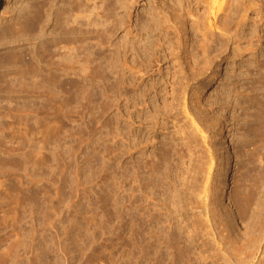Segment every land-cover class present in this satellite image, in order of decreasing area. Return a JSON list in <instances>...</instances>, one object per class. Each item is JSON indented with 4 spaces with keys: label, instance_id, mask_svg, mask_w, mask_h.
<instances>
[{
    "label": "rangeland",
    "instance_id": "1",
    "mask_svg": "<svg viewBox=\"0 0 264 264\" xmlns=\"http://www.w3.org/2000/svg\"><path fill=\"white\" fill-rule=\"evenodd\" d=\"M79 1L4 0L0 8V264H163V213L177 201L171 179L181 191L196 176L206 183L199 170L210 164V123L227 111L226 94L241 98L247 59H262L264 0H87L83 18ZM206 12L215 13L209 43ZM203 42L212 45L207 56ZM221 124L220 209L244 233L251 214L242 223L231 193L236 131L224 117ZM166 138L178 168L168 160V189L159 192L144 162L163 158ZM263 246L254 264H264Z\"/></svg>",
    "mask_w": 264,
    "mask_h": 264
},
{
    "label": "bare ground",
    "instance_id": "2",
    "mask_svg": "<svg viewBox=\"0 0 264 264\" xmlns=\"http://www.w3.org/2000/svg\"><path fill=\"white\" fill-rule=\"evenodd\" d=\"M3 1L4 0H0V8L3 5ZM82 1L84 3L87 0H80L79 2H82ZM191 1H193V0H191ZM194 1H195V3H198V1L200 2V0H194ZM182 2L183 1H181L179 3L182 4ZM83 3H80V7L78 6L79 7V9H78L79 11L78 12H80V15H82L84 13L86 14V13H88L87 11H89L88 3L87 4H85V3L83 4ZM158 4L159 5H161V4L162 5H166L165 4V0H161L160 2L158 0V2H156V5H158ZM170 4H172V3H170ZM188 4H190V0H189ZM207 4H209V3H207ZM176 5L177 4H175L173 6H176ZM196 5H198V4H196ZM209 6H211V5H209ZM180 7H181V5H180ZM225 7H226V5H225ZM228 7H230V6H228ZM93 9H95V8H93ZM226 9H227V7H226ZM110 10H114V9H110ZM189 10H190V8H189ZM91 11H92V9H91ZM97 11H99V10H97ZM208 11H209V8H208ZM227 11H228V9H227ZM261 11H262V15L260 14L261 15V22H264V7L262 8ZM94 12L95 11H93V13ZM176 12H174L175 15L174 14L173 15L176 17V19L178 18V19L182 20V18L184 16V15L182 16L183 13L181 15H179V13L177 12L178 13L177 14ZM181 12H183V11H181ZM188 12H191V10L188 11ZM100 13L99 12L96 13V16L99 17V18L101 16ZM206 13L209 16H207L208 28H207V30H205L203 28V30H205V32L203 34H204V37L206 38L205 39L202 36L205 39L204 42H206L209 39L208 38L209 37V33H211V31L215 27V25L212 22L213 17H214L213 15H215V13H212V12L211 13L206 12ZM85 14L83 16H80V15L79 16L81 18H83L84 16H86ZM191 14L192 13H188V15H191ZM188 15H187V18H188ZM224 15L225 14H223V16ZM79 16H78V18H80ZM203 16H204V14H203ZM90 17H91V15H90ZM78 18H76L77 20H75V21L78 22V25H80L81 28H83L85 26V23H83L82 21L79 22ZM159 18H158V22L153 20L154 25L157 22L156 25H155L157 27V30L158 29L160 30L161 28H163L162 22L165 23L164 21H166V17H165V20H163V21L161 19L159 20ZM199 18L200 17H198V19ZM154 19H156V18L154 17ZM200 20H202V19H200ZM219 20H221V19H219ZM95 21H94V24H95ZM172 21H173V19H172ZM196 21L194 23V26L200 25L199 24L200 22L198 21L199 23H197ZM204 21H206V20H204ZM181 22H179V23H181ZM203 24L205 25L206 22H204ZM152 26H153V24H152ZM224 26L223 27L221 26L223 28L221 30L226 31V33H228V31H229L227 29L228 24L225 26L226 28H224ZM180 29H181V27H180ZM180 29L176 27V33H177L178 36L181 34ZM214 32H215V29H214ZM261 32H262V35L260 36V41H261L260 44L261 45L257 49V51L256 50L255 51H256L257 55L260 58H262V59H260V60L258 59V60L253 61V60H250V58H249L245 62V65L243 67V75H242L243 77H242V86H241L242 88L241 89H243V93H241L242 94L241 98L240 99H236V97H234L235 94L234 95H232L231 93L230 94L229 93L226 94V96L227 95L229 96V97H227L228 101L226 102L227 111L223 115L219 116V118L218 117L215 118L212 121V123H210L211 124L210 125V131H211V140H212V142H211V152H210V158H209L210 159L209 168L207 169V167H208L207 166L206 169L205 168L203 169L204 166H202V167L200 166L204 170V171L202 170L203 171L202 172L201 170H199L200 168L198 169V167L196 166V169L199 170V172H201V173L205 172L204 174H207V175L209 173V176H206L207 177L206 183L204 182L205 179L203 180V182L205 183L204 184L202 182V179L200 180L198 178V176H196V180L197 181L193 180L196 183H190V184H193V186L190 185V187L192 186L193 189L189 190V188H190L189 186H188L187 189H185V187H187V186L184 187V185L182 184L183 186L181 185V187H183L185 189V191H183V189L181 191V190H179V189H181V188H179L181 183H179V187H178V185L176 184L177 181L175 182L174 179H171L173 182L170 183V185L172 184L171 187L173 188V190L175 189V192H172V193H175V195L173 197H174V199L177 200V201L174 200L175 202H174L173 205H175L174 206L175 208L169 207L167 205L169 202L166 203L167 199H165V198H166V196H169V195H167L166 191H165L166 196L163 194L164 191L162 192V194L165 196V198H164L165 199V205H167L166 214L164 212L163 215L164 216L166 215V222L168 224V227H167L168 229L166 228L168 231L165 230V228H164V231L165 232L167 231L164 235L168 239H167V242L165 243V246L163 245L164 246L163 249L166 248V250H165L166 253L163 251L166 254V257H164V260H163L164 261L163 264H202V263L198 262L199 261V259H197L198 257L202 258L203 263H205V264H254V261L255 260L257 261L256 258H257L258 252L262 248L261 247V243L264 240V23L262 24ZM148 34H150V33H148ZM166 35H168V34H166ZM203 38H202V40H203ZM211 38H212V36H211ZM217 41H216V43H217ZM178 42L181 43L180 40H178ZM211 46L209 44L204 43V45L202 46V49H203L205 54L207 52L209 53V50H210ZM161 48H162V45H161ZM156 49H157V47H156ZM204 53L202 54V56L203 55L205 56ZM253 53L254 52H251V54H253ZM120 55L122 56L121 53H120ZM206 56H207V54H206ZM118 58H119V56H118ZM204 58H206V57H204ZM157 59H158L159 62H161L163 60L162 55L159 56V58H157ZM67 60H69V59L67 58ZM77 61H76V63H77ZM206 61H207V59H206ZM208 61H209V59H208ZM82 65H83V63L81 64V66ZM195 76H197V75H195ZM184 79H186V78H184ZM181 83L182 84H184V83L187 84L188 82H184V81L182 82L181 81ZM186 84H185V86H186ZM187 86H189V84ZM238 97H239V95H238ZM170 105L172 106V104H170ZM164 106H166V105H164ZM171 106H170V108H171ZM167 108H168V105H167ZM238 108L241 109L240 112H238ZM164 109L165 108H162V110H164ZM164 111H163V113L165 114ZM223 117L227 121H230V123H231L230 125L232 127V131H234V130L236 131V132H233V135H232L233 136V140L232 141H233L234 147L237 148L236 149L237 153L235 155H236V159L238 161V163H237V165H238V168H237L238 169V171H237L238 174L237 175H239V176H236V177L234 176L235 178L238 177V179H236V182H235L236 186H235L234 190H232L233 192H231V193H233L232 194L233 195L232 204L234 202L235 207H237V210H239V213L241 215V218H242L243 222L240 219L239 220L242 223H244V220H243L244 218H246L245 221H247V220L249 221V219H251V221H252L249 224V226H247L248 229L245 226L247 231H245L244 233L242 232L244 229L242 230L240 227H238V228H240L242 230L241 231L239 229L242 232L241 233L240 231L236 230L237 229L236 227L232 226L234 222L232 223V222L229 221L230 218L234 216L233 214H231V215H233V216H231L230 213H234V212L233 211H231V212L227 211V212H230L229 213L230 216H229V219H228L227 218V213H224L222 211V209H220V207H222V205H221L222 202H221V199H220V197H221L220 193H221V189H223L222 181L220 179L221 175H222V171H221L222 163H221L220 157H218V148H217L218 145H217V142H218V138L222 137V136L219 135V132H220V130H222L221 129V126H222L221 119ZM153 120L155 122L156 119H153ZM152 121H150V122L152 123ZM155 123H157V122H155ZM164 146H166L167 150H163L162 149L163 155H161V157H163V158H159L158 156L155 155V158H157V159L153 158L154 161L151 160L152 158L149 159L151 163L149 162V160L144 162L145 169H148L149 172L151 173V177L156 180V182L154 183V187L156 189H158L159 192H161L162 189L164 190L165 186H167V184L165 183V180L167 178L170 179V177H165L163 175L164 172L162 174V170H164V169H166L164 171L168 170V166H169L168 164L171 162L170 158L171 157L173 158V155L176 154V152H175V154L173 153L172 156L170 155L171 150L174 149L173 148L174 145H173V141L172 140L167 139L166 142L164 143ZM147 159H148V157H147ZM185 159H186V157H185ZM16 160H19V156L17 157ZM176 161H177V159H176ZM177 162H179V161H177ZM181 162H182V160H181ZM175 163L173 164V162H171V164H173V166L175 167V169L177 171L178 163L176 165H175ZM203 163H204V161H203ZM179 165H180V163H179ZM198 165H199V163H198ZM204 165H205V163H204ZM181 168H183V167H181ZM136 169H137V166H136ZM179 169H180V166H179ZM185 170H186V167H185ZM206 170H208L209 172L206 171ZM176 171H175V173H176ZM180 172H179L178 175H180ZM199 172L197 173V175H199ZM237 172H235V173H237ZM168 174H169V172H168ZM161 175L164 176L163 177V178H165L164 180H162V179L160 180V177L162 178ZM174 175H176V174H174ZM186 175H187V172H186ZM203 177H205V176H203ZM203 177H201V178H203ZM179 178H181V177L179 176ZM179 178H177V176H176L177 180ZM182 179H183V177H182ZM192 179H194V178L192 177ZM178 181H180V180H178ZM184 181H185V178H184ZM187 181L188 180H186V182ZM171 187H169V189ZM166 189H168V187H166ZM170 191H171V189L168 192L170 193ZM172 193H170V194H172ZM232 195H231V197H232ZM168 200L169 201L171 200L170 197H169ZM170 208L171 209L173 208V209L171 210ZM194 209L197 212L194 213V211H193ZM161 210H162V208L160 209V212H161ZM189 210L191 211V213L193 212V214H190ZM239 213H238V216H239ZM174 214L176 215L175 217H174ZM250 214H251V218L247 219V217H250ZM178 216H181V220L176 222V223L173 222L172 220H174V218L176 220ZM237 218H239V217H237ZM159 221H160V219H159ZM187 221H189V223H187ZM136 222H138V221H136ZM134 223H135V221H134ZM164 224H166L165 220H164ZM136 225H138V224L136 223ZM242 226H243V224H242ZM184 234H187L188 236L186 235L187 237L184 238L183 237ZM135 237L137 238V236H135ZM199 240H200V242H199L200 245H198L197 247L198 248L200 247L201 250L198 251L199 253H197V250H196L195 247H196V244H199L198 243ZM196 256H197V258H196ZM260 263H261V261H260Z\"/></svg>",
    "mask_w": 264,
    "mask_h": 264
}]
</instances>
